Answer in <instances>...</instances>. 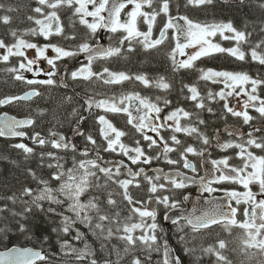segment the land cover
<instances>
[{
  "label": "snow or ice",
  "instance_id": "obj_1",
  "mask_svg": "<svg viewBox=\"0 0 264 264\" xmlns=\"http://www.w3.org/2000/svg\"><path fill=\"white\" fill-rule=\"evenodd\" d=\"M172 0H35L36 6L32 11L37 15H28L27 19L32 21L36 27L24 30L21 35L17 29H11L10 35L14 38L13 43H6L5 39L0 38V62L9 63L11 58H21L18 65L11 66L3 71L12 74V78L17 81L26 82L29 85H55L57 81L53 79L56 75L57 62L64 58H71L86 54L87 64L82 65L70 73L72 80L92 81L93 79L101 81L106 85L123 84L125 81H138L145 87H154L164 91L172 88V84L166 77L160 76L156 80L150 79L146 74H128L125 72H113L108 67L102 71H93V63L97 59H108L118 56L122 52V46L127 42V50L134 51L133 42L140 44L148 51L156 49L168 38V31L175 30L176 44L175 48L169 54L173 64V71L181 69L196 70L199 72L198 79L201 81H210L212 83H221L224 88L219 92L207 93V99L215 101L217 97L225 100L229 97H247L243 101L241 110H236L229 103L224 104L227 113L235 117H241L245 124H251L256 119L249 112L254 109L264 118V97L259 95V88L264 86V79L254 78L247 72H233L227 70H216L212 68H198L196 61L202 57H209L217 53H226L239 61H246L250 56L251 60L264 65V39L256 42L251 40L252 31H248V24L243 29L237 28L231 20L213 22L211 24H202L191 20L186 15L173 16L171 14L170 4ZM238 4L244 5L246 0H237ZM214 0H186V6L200 7L211 5ZM132 5L130 11L125 9ZM264 9V2L259 4ZM0 9H5V5L0 3ZM70 11L68 16L67 27L75 29L76 24L85 26L89 30V36H95L101 28L111 33L122 32L120 37V46L103 47L101 45L93 46L87 40L77 44L74 48L63 47L59 44L52 43L53 36H60L65 40L75 41L77 39L74 31H66V25L62 20V11ZM7 12L17 11L16 8L9 6ZM107 13V15H104ZM127 19H121V14ZM166 17V22L160 29L159 37L153 38V28L158 17ZM89 18H92L89 20ZM179 21H183L180 23ZM12 22L10 15H0V23L8 25ZM140 23L147 25V30L142 31ZM260 32H264V20L260 21ZM26 35L42 36L49 43L39 45L35 42L24 38ZM183 36V42L180 37ZM219 36L223 41H233L231 47H224L221 42L216 41ZM244 45H250L246 51ZM195 49L188 53L186 49ZM27 50H35V55L30 56ZM51 50L54 56H48ZM177 53L186 56V59L177 60ZM41 60H46L50 70L40 67ZM24 72L33 73L39 77L41 74L46 75L47 79H28ZM63 84V80H61ZM66 87L67 85L64 84ZM250 86V87H249ZM187 90L188 95L185 97L194 102V106L200 110H206L209 113L214 109L207 106L205 96L201 93L196 84H184L181 91ZM227 89V91H226ZM239 89V91H237ZM41 95L38 89H32L23 96H8L0 99V105L11 103L16 100H31L34 96ZM71 100V97L67 98ZM161 97H156L155 101L147 96H142L139 92H130L122 94L119 97L111 96L96 99L95 96L84 97L86 111L91 113L93 109H101L105 112L125 114L127 124L131 125L137 133L141 135L147 145H142L141 140H136L135 147L123 142V137L128 133L117 128L106 115L97 116V123L100 125L99 132L106 146H103L105 152H117L126 156L132 165L151 164L153 159L165 158L169 164H178L180 161L168 157V153L176 151L173 145H180L181 140L175 133H185L188 136L197 135L202 143L207 145L209 139L204 135L197 124L183 125L182 120H191L195 115L198 124H204L205 121L199 118L198 114L189 112L184 107H176L168 112L163 118L161 113L164 109L172 104L171 100L163 99V106L158 101ZM74 116L78 115L77 110H73ZM87 117L80 115L77 120V127L74 129L77 135H84L79 127ZM171 122V123H170ZM35 123L32 119L23 121H14L10 125L8 134L16 136H25L24 132L11 131L13 126L32 125ZM163 129H170L174 134L165 138L162 135ZM236 135L243 136L236 130ZM230 131L229 134H233ZM151 132L154 135H149ZM255 132H264V128L253 127V131L247 133V139L243 143L229 141L220 145L224 150L236 148V153L242 161V165L237 167L231 165L228 156L220 160H213L215 172L212 179L206 180L205 177H188L187 175L177 172L174 175L165 174L159 170L156 176H148L144 168L133 170L125 161L121 160L113 166L105 165L100 156L96 138L87 135L86 140L93 145L92 149L85 148L83 155H88L95 151L94 159L77 160L72 157V166L65 168L61 161L63 157L56 152H41L39 154L40 165L49 169H55L51 172L49 179H44L37 175V172L29 168L28 174L37 182L35 188L24 186L19 193L13 192L7 197L0 196V201L6 200L8 203H0V219L8 213L15 219L16 226L21 232H28L38 213L44 215L54 226L52 232L58 235L63 233L65 236L75 232L71 240L61 241V250L65 254H75L78 261H83L92 257L90 264H98L95 258V251L92 249L84 232L77 227V224L84 225L98 240L101 241V249L108 248L105 242H111L113 239L121 241L123 247L112 244L108 251V257L115 256V259L106 258L103 264H122L125 257L131 256V264H148L152 259L153 252H160L161 245L157 230L159 228L156 222L157 213L155 209H149L145 201L134 199L129 192L131 186L140 187L139 177H143L149 184V191L156 194L160 190H166L168 184L159 183L161 178L171 184L174 189H182L188 183H199L202 192L214 193L224 191L227 200L220 203L217 197H212L208 201V208L203 210L199 215L196 209L188 215L181 217L185 221L180 224V219L165 216V219H171L173 224L178 225L179 231L190 227L193 233H200L202 230L211 228L213 225H221L226 231L231 233L232 227L236 226L244 229L245 238L242 243L243 251L255 248L260 254H264V155H256L252 149L264 150V136H256ZM3 128H0V136L5 135ZM54 137L49 140L41 136L39 132L35 133L31 139L34 144L44 146L50 144L57 150L77 151V146L69 141L63 135L51 132ZM169 141L172 143L170 144ZM163 151L160 155L151 156L145 150L160 148ZM14 147L23 150L26 159L35 153V149L26 144L20 143ZM187 153L203 155V151H198L193 146H187L181 153L184 161L183 167L196 172V166L188 160ZM49 161L45 163V161ZM126 170V177L121 178L124 173L121 169ZM177 177H180L179 179ZM58 182V186H53L52 182ZM225 182L240 184L245 191L240 192L235 189H221L213 187L214 184L220 185ZM258 184L259 191L254 192L251 185ZM115 185L116 188H111ZM117 188L119 191H117ZM88 194V198L83 200L82 197ZM122 197L118 200L116 197ZM258 197H260L258 199ZM187 199V197H185ZM126 201L127 215H122L121 204ZM155 201L163 204L165 207L175 208L177 204L170 201V197L154 196L149 198V202ZM235 202L236 206H233ZM21 205V210L17 211L10 205ZM241 204L247 205L243 209L245 219H237L240 209L237 207ZM227 209V210H225ZM150 221V222H149ZM259 221V223L257 222ZM6 229L0 227V233ZM184 237H181L183 240ZM47 240V237H45ZM74 241H83L84 247L78 249L72 244ZM163 264H182L179 256H171L168 242L165 240L163 245ZM228 247L226 240L219 239L215 244H209L207 247L201 246L200 251L207 256L215 257V264H232V261L224 250ZM137 251L145 253L143 257L136 255ZM196 249L186 248L188 254H194ZM255 255V254H253ZM48 257L42 251L33 249H12L10 252L0 253V264H37V261L46 260ZM264 264V262H262Z\"/></svg>",
  "mask_w": 264,
  "mask_h": 264
},
{
  "label": "trees",
  "instance_id": "obj_2",
  "mask_svg": "<svg viewBox=\"0 0 264 264\" xmlns=\"http://www.w3.org/2000/svg\"><path fill=\"white\" fill-rule=\"evenodd\" d=\"M264 0H246L244 5L238 4L237 0H214L211 5H204L200 7H190L188 9L194 11V19L202 24H209L213 22L228 21L231 20L237 28L243 29L245 24H248V31H252L253 35L251 40L256 42L260 39H264V32H260V21L264 20V9L259 7V4ZM0 3L5 5V9H0V15H10L12 22L8 25L0 23V38L5 39L6 43H13L14 38L10 35L11 29H17L19 34H23L24 30L36 27L32 21L27 19L28 15H37L32 9L36 6L35 0H0ZM11 6L16 8L17 11L7 12L6 9ZM181 6L179 5V10ZM70 11H62L61 17L66 25V31H74L77 39L75 41L65 40L62 37L51 38L52 43L59 44L63 47H73L71 42L78 41L81 37H85L87 40H95L96 37H90L86 34L89 30L80 24H76L75 29L67 27L68 16ZM122 33V32H118ZM25 39L35 42L39 45L42 43V36H24ZM49 43V41L47 40ZM224 47L233 46L234 42L230 41L229 45L225 42L222 43ZM125 53H121L118 56H113L112 62L114 67L122 68L128 72L134 74L148 73L150 76H156L158 74H165L169 82L172 84V88L165 91V94L169 99L173 100V103L178 102L179 99H184V108L191 112L198 114L199 118L205 121L204 124H198L196 117L192 119V124H197L199 129H206L207 131L221 128L225 125L233 123L231 119H228L223 111V104L218 101H214V105H207L214 109V112L209 113L206 110H200L194 106V102L189 101L185 97L188 95L186 89L181 91L184 84H196L198 88L207 94V91L211 87L207 86L206 81L198 79L199 72L196 70H182L175 75L170 72L173 70L172 61L166 49L155 50H142L135 48L134 51L127 50V42H125ZM250 45H244L247 51ZM134 48V42H133ZM2 51V50H0ZM196 65H201V68H213L216 70H227L233 72H247L254 78L264 79V65H260L257 62L251 60L249 56L246 61H239L234 57L229 56L226 53H217L209 57H205L196 62ZM8 63L0 62V99H4L11 96L10 89H12L11 77L9 73L3 71L8 68ZM145 71V72H144ZM259 90L264 92V86H261ZM65 91V90H64ZM62 88L55 89V87H47L43 97L38 100H34L31 103H14L15 109L11 107V103L0 105V112L11 111L12 113L24 115L26 113L32 114L35 118L34 131L41 133L39 128L43 130L56 129L66 126H73L77 123L79 116L83 114L82 104L76 102V97L73 96L71 100H68L66 95H62ZM208 99H205L207 102ZM24 105V106H23ZM13 106V107H14ZM77 110L78 115L74 116L73 110ZM202 115V116H200ZM46 139H50L46 136ZM22 143L21 141L11 140L0 137V196L7 197L13 192L19 193V190L24 186H30L35 188L37 182L32 179L28 174V169L31 168L37 172L38 176L44 179H49L51 172L55 169H49L40 165L39 154L41 152H56L59 156L63 157L61 161L64 163L65 168H68L72 164L73 155L60 152L51 147L50 144L39 146L31 141L25 142L26 145L33 147L35 153L26 159V154L23 150L14 147V145ZM49 161H45L47 163ZM53 186H58V182L53 181ZM112 188H116L114 185ZM117 191L119 189L117 188ZM118 200H122V197L117 196ZM0 203H8L3 200ZM125 204H121L122 215H127V208ZM17 211L21 210L22 206L10 205ZM157 223L159 228L157 235L160 238L159 243L161 245L160 252H153L152 259L148 261V264H163V243L166 240L169 245L170 255L179 256L182 264H215V257L204 255L200 248L201 246L207 247L209 244H215L217 240L224 239L228 244V249L224 250V254L229 257L232 264H262L264 262V254L262 259H252V256H248L241 248L240 237L231 236V233L226 231L221 225L214 226L212 228L202 230L200 233H193L189 228L184 229L182 232H176L171 230L167 232L164 222L163 214L158 217ZM35 226L31 227L28 232H21L16 226L15 219L10 214L5 213L4 218L0 219V227H4L6 230L0 233V250L7 249L11 246H31L34 248L43 249L47 253V259L37 264H90L92 257H89L83 261H78L75 254H65V251L61 250V241L71 240V237L75 235L72 232L70 235L65 236L63 233L57 234L52 232L54 226L50 221L44 217L43 214L38 213L33 222ZM82 232L85 233L88 242H90L92 249L95 251V258L98 264H103L104 259H115V256L108 257V251L112 244H117L123 247L121 241L113 239L111 242H105L108 244V248L101 249V241L98 240L88 229L81 224H77ZM234 233V232H233ZM229 234V236H228ZM47 237V240H45ZM181 237H184L181 240ZM72 244L78 249L84 247L83 241H71ZM195 248L194 254H188L186 248ZM136 255L143 257L145 255L142 251H137ZM122 264H131V256L125 257ZM174 264V262H173Z\"/></svg>",
  "mask_w": 264,
  "mask_h": 264
},
{
  "label": "flooded vegetation",
  "instance_id": "obj_3",
  "mask_svg": "<svg viewBox=\"0 0 264 264\" xmlns=\"http://www.w3.org/2000/svg\"><path fill=\"white\" fill-rule=\"evenodd\" d=\"M176 1L182 4L181 10L177 12L175 9H172V2H171V4H170L171 14L174 15V13H176L177 15H186L191 20H193L191 15H187V12L185 11L186 10V0H176ZM129 7L132 8L133 6L129 5L128 8ZM125 12H127L126 9H125ZM121 19H127L123 15V13L121 14ZM165 22H166V17H164V16L158 17L156 24L153 28V38L159 37L160 29L163 27ZM180 23H183V21ZM145 29L147 30V27ZM122 35H123L122 33L107 34V35H105V41L108 44L112 45L113 42L116 43V42L120 41V37ZM53 37H56V36H53ZM180 39L183 42V39H184L183 36H181ZM99 40H100V35L98 36V39L96 38L93 41H89V43L93 46H96L98 44ZM76 42H74V43H76ZM47 43H48L47 40H45V38L43 37L41 45H44ZM164 43H166L167 45H172L173 49L175 48L176 39H175V30L174 29H170L168 31V38L164 41ZM74 47L75 46H73L72 48H74ZM66 48H68V47H66ZM187 50H191L192 52L195 51V49H191V48L187 49ZM27 51H28V54L30 56L35 55V50H27ZM121 53H125V47H123V46H122V52ZM47 54L50 57L55 55V53H53L51 50H49V52ZM20 59L21 58H18V57L11 58V60H10L11 66L18 65V61ZM113 59H114L113 57L108 58V59H103V58L97 59L93 63V71L99 72V71H102L104 67H108L113 72H125L128 74H134V73L128 72L122 68L114 67L113 66L114 62H112ZM87 63H88L87 59L83 58V53H81L80 55H78L76 57L64 58V59L58 61L57 62L56 75L53 77V79H55L57 81V83L55 85H51V86L55 87V89L62 88V90H63L62 95H66L67 97L75 96L76 97L75 101L82 104V105H84V97H87V96H95L96 99L99 100L101 98L111 97V96L119 97L122 94L130 93V92H139L142 96H144V94L149 93V91L139 87V84H141V83L138 81H125L123 84L106 85V84H103L101 81H98L95 79H93L92 81L72 80L70 73L72 71L77 70L82 65L87 64ZM40 67L45 69V70H50V66L47 64L46 60H41ZM171 67L173 68V65ZM197 67L201 68V65H199ZM182 70H186V69H181L179 71H173L172 70L170 72L177 75ZM145 74L152 80H156L160 76H164V77L166 76L165 74L164 75L158 74L156 76H150L146 72H145ZM24 75L28 79H47L48 78L46 75H43V74H41L39 77H37V76H34L33 73H28V72H24ZM9 76L11 77V80H12L11 81L12 89H10L11 96H23L25 93L31 91L32 89H38L41 93V95L34 96L31 100H16V101L11 102L10 105L13 109H15L14 103H16V102H22L24 104V103L34 102V100H38L39 98L43 97L46 88L50 87V85H40V84L29 85L26 82L17 81L15 79H13L12 74H10V73H9ZM166 77H168V76H166ZM61 80H63V84H61ZM64 84H66L67 86L65 87ZM206 84L209 87H211V89L209 91H212L213 93L219 92L221 89L224 88V85L221 83H212L210 81H207ZM141 86L144 87L142 84H141ZM154 90L156 91V94L162 98L161 101L158 102L161 104V106H163V99L171 100L165 94L164 90L157 89V88H154ZM209 91H207V93ZM226 91H227V89H226ZM237 91H239V89H237ZM258 92H259V95L261 97H264V92L262 90L261 91L258 90ZM186 93H187V90H186ZM201 93L205 96V99H207V94L203 91H201ZM71 99H73V98H71ZM245 99H247V97H243V96L242 97H229L227 99V101L220 100V102L223 104V111L225 112V115L227 116L228 119L239 120L238 122H235L231 125L236 126L237 128L243 129V130L247 131V133H249V132L253 131V127H258L259 125H264V118H261L259 116L258 112H256L254 109H249L250 114L252 116L256 117V119H254L251 122V124H245L241 117L232 116L231 114L227 113L226 110L224 109V104L227 102V103H229L230 106L232 104H239L240 107H235V108H236V110H241V106L243 104L242 102ZM171 101H172V104L169 105L168 107H166L164 109V112L161 113L162 118L168 112L173 110L174 108L183 107L182 105L184 104V102L186 103V101H184V99H179V101L175 102V103H173V100H171ZM182 101H184V102H182ZM189 101H191V100H189ZM215 101L217 103V100H215ZM205 103L207 105H214V101H210V100H207V102L205 101ZM186 110H188V109H186ZM188 111L191 112L190 110H188ZM82 113H83V114H81L82 116L87 117V119L82 124L79 125V127L84 132V135H77L76 134V132L74 131V129L77 127V123H76L72 127L64 125L63 127H60V128L58 127L56 129H50V130H43L42 128L41 129L39 128V130L41 132L40 133L41 136H43L44 138L46 136H49L50 137L49 140H51V139H53V137L50 135L51 132H55L59 135H63L69 141H71V143L75 144L77 146L78 150L75 152H73L70 149L69 150L61 149L58 151L65 152L66 154H69V155H73L76 157L77 160H80V159H94L95 158V151L90 152L88 155H83L85 148L92 149L94 147L93 145H91L86 140V136L90 134L94 138H96L97 143L99 145H101V147L99 148V152H100V156L103 158L102 161L112 164V163H117V162L123 160V161H125L126 164H128L131 168H133V170H138L139 168L150 169L152 167L158 166V167H163L166 170L177 171V172L183 173V174L187 175L188 177H196L197 179L199 177L205 176L204 154L201 156V155H195L192 153H187L188 160L191 161L196 166V169H197L196 172H192L191 169H186L183 167L184 161L182 159L181 153L183 152L184 148H186L187 146H193V147L197 148L198 151H203L204 153L209 149L210 150L209 158H210L211 163L213 160H220V159H223L225 157L230 156V157H232V159L229 160V163L231 165H235L237 167L242 165L241 164L242 161L240 160L241 161V163H240L239 159L236 158L237 155L235 152H238L239 151L238 149L230 148V149L224 150L223 148H216L214 146L217 144L218 140L223 142V143H227L229 141H232L235 143H243L248 138L247 135L240 137L239 135H236L235 132L231 135L226 134V133H221L220 135H216V131H217L216 129L217 128L215 130H212V131H207L205 128L200 129V131L204 135H206L209 139V143L207 145L203 144L202 140L198 139L196 134H193L192 136H188L185 133H175L178 136V138L181 140V144L180 145H173L174 147H176L177 150L174 152L168 153V157L170 159L180 161V163H178V164H169V163H167L165 158L163 156H161L160 159H153L151 164L141 163L139 165H132L131 162L128 160V158L126 156H123L120 153L103 151V146H106V142L103 140V138L100 135V132H99L100 125L97 123V119H96L97 116H99V115H106V117L109 120H111L112 123L117 128L124 130L125 132L128 133L127 136L122 138L123 142L125 144H128L132 147H135L136 146L135 141L139 139V140H141V144L146 146L147 141H143L141 139V135L139 133H137L135 131V129L132 128L131 125L127 124L128 117L122 113L105 112L101 109H93V111L91 113H89L84 108ZM200 116H202V115H200ZM19 117L29 118V119L31 118L36 122L35 118L30 113L20 115ZM186 120L187 119H185V122L188 123ZM189 121H191V120H189ZM34 125H35V123H33L29 128H26L28 130L24 129V130H26V132L28 134L27 138L33 137L35 135V133H34L35 132L34 131L35 126ZM148 134L154 135L151 132H149ZM161 134L164 135L165 138H168L174 133L170 129H163ZM254 135H256L258 137L264 136V132H255ZM26 142H28V140H26ZM169 143L171 144L172 142L169 141ZM145 150L148 152L149 155L157 156V155H160L162 153L163 148L161 146L160 148H153V149L145 148ZM252 151L256 155H264V150L253 148ZM214 168H215V166H214ZM121 171H122V173H124V175H122L121 178H127L126 177V170L122 168ZM174 173H176V172H174ZM218 174L219 173H217V175ZM146 175L156 176L157 174L150 172ZM138 179L140 180V185L147 182L143 177H139ZM159 183L168 184V188L166 190H163L162 192H157L156 196L167 195L170 197V201L176 203L177 205H182V203L184 201L185 194H187V193L194 194L198 190V187L194 183H188L187 186L185 188H182V189L172 188L171 184L168 183L167 181H165L163 178H161ZM113 186L114 185H111V188ZM213 187H218L221 189H228V190L235 189V190L240 191V192L245 191L243 186L238 184V183L233 184V183L225 182V183L220 184V185L214 184ZM251 187H252V190L254 192L259 191L258 184H253V185H251ZM129 192L134 197V186H131L129 188ZM206 194H208L210 196H216L219 194L223 195L224 191H217L214 193L206 192ZM259 198L260 197H258V199ZM124 204H125V202L122 205H124ZM156 204H157V202H156ZM233 206H236L235 202H233ZM237 207L240 209V211L238 212L239 220L245 219V217L243 216V209L245 207H247V205L241 204ZM167 208L168 207H166V210H167ZM156 213H158V214L162 213L164 215V213L161 209V206L159 204H158V211L156 209ZM257 222L259 223V221H257ZM234 227H236V226H234Z\"/></svg>",
  "mask_w": 264,
  "mask_h": 264
},
{
  "label": "water",
  "instance_id": "obj_4",
  "mask_svg": "<svg viewBox=\"0 0 264 264\" xmlns=\"http://www.w3.org/2000/svg\"><path fill=\"white\" fill-rule=\"evenodd\" d=\"M104 15H107V13H104ZM105 31H108V30L101 28V35L102 36H103ZM102 36H101V43L99 45L107 48L108 47L107 44L102 42ZM83 57L85 59H87V56L84 53H83ZM23 120H26V119H18L16 117L10 115L9 113L0 114V128H3L5 133H6L5 135H3V137H8V138L23 137V138H25L26 135L25 136H16V135L8 134L10 132V127L9 126L13 125L14 121H23ZM24 127H29V126L28 125H20L18 127L13 126L11 128V131L19 132L18 129L19 128H24ZM104 164L109 166V167L112 166V164H110V165H108V163H104ZM202 194H203V192H202V189H201L192 199H190V198L186 199L187 203L189 204L188 207H186V208H181V207L175 208L172 211H170L167 216L168 217H172V218L180 219L181 217L190 215L193 212V209H196L197 210L196 214L199 215L203 210L208 208V206H209L208 205V201L211 200V199L202 198ZM226 200H227V198L219 199L220 203H225ZM225 210H227V209H225ZM166 223H167L168 226L171 225L172 224L171 219H166ZM12 249H33L34 251H42L46 255V251H44L42 249H37V248H33V247H18V246H13V247H10V248L5 249V250H0V253L10 252ZM41 261H44V260L37 261V263L41 262Z\"/></svg>",
  "mask_w": 264,
  "mask_h": 264
},
{
  "label": "rangeland",
  "instance_id": "obj_5",
  "mask_svg": "<svg viewBox=\"0 0 264 264\" xmlns=\"http://www.w3.org/2000/svg\"><path fill=\"white\" fill-rule=\"evenodd\" d=\"M127 11H130V8L127 9ZM92 18H89V20H91ZM188 53H191V52H188ZM187 57L186 56H181L179 55V59L182 60V59H186ZM243 103V102H242ZM231 106L233 107H240L239 104H232ZM147 206V205H146Z\"/></svg>",
  "mask_w": 264,
  "mask_h": 264
}]
</instances>
